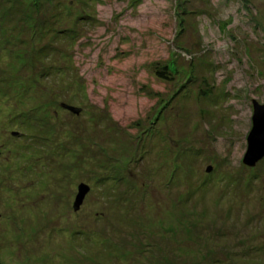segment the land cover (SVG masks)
<instances>
[{
    "label": "rangeland",
    "instance_id": "374dc122",
    "mask_svg": "<svg viewBox=\"0 0 264 264\" xmlns=\"http://www.w3.org/2000/svg\"><path fill=\"white\" fill-rule=\"evenodd\" d=\"M252 100L264 0H0L1 263L264 264Z\"/></svg>",
    "mask_w": 264,
    "mask_h": 264
},
{
    "label": "water",
    "instance_id": "95a60500",
    "mask_svg": "<svg viewBox=\"0 0 264 264\" xmlns=\"http://www.w3.org/2000/svg\"><path fill=\"white\" fill-rule=\"evenodd\" d=\"M62 107L79 112V108L62 104ZM252 126L246 137L247 148L243 155L242 162L248 167L255 166L260 160L264 158V103H259L257 100H252ZM211 166H207L206 171L209 172ZM89 185L86 183H79L77 186V194L73 201V210H79L86 194L89 192Z\"/></svg>",
    "mask_w": 264,
    "mask_h": 264
},
{
    "label": "trees",
    "instance_id": "16d2710c",
    "mask_svg": "<svg viewBox=\"0 0 264 264\" xmlns=\"http://www.w3.org/2000/svg\"><path fill=\"white\" fill-rule=\"evenodd\" d=\"M166 71H168V67H165L164 65H160L158 66V70L156 72L160 73V75L164 77L165 76L164 73ZM0 264H2L1 260H0Z\"/></svg>",
    "mask_w": 264,
    "mask_h": 264
}]
</instances>
